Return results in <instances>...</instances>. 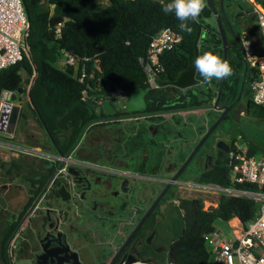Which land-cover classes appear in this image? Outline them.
<instances>
[{"label":"trees","instance_id":"trees-1","mask_svg":"<svg viewBox=\"0 0 264 264\" xmlns=\"http://www.w3.org/2000/svg\"><path fill=\"white\" fill-rule=\"evenodd\" d=\"M227 1L237 5L239 2L224 0V4ZM256 1L264 6V0ZM21 2L29 21L25 39L26 51L19 63L0 69V93H26L27 109L44 130L48 147L53 149L54 146L62 154L68 153L79 144L85 130V134L96 138L92 139L93 141L100 139L97 130L99 124H96L99 116L93 106L96 103L91 99H83L85 92L90 96L100 95L110 99L115 91L128 95L134 89L148 88L146 74L139 58L146 55L152 37L161 29L169 28L181 36L178 47L161 56L165 69L162 79L167 85H178L182 75L190 72L195 79L201 81L203 78L196 71L194 60L203 51L211 50L223 60L222 40L217 28L208 22L213 14L206 4L198 20L188 22V26L192 28L189 34L180 30V21L174 13H164L163 5L170 0ZM211 3L220 9V0H211ZM52 16L63 18L59 34L55 31L56 26L49 25ZM221 20L230 45L227 61L233 69V74L222 80L218 106L223 108L235 102L244 78L243 94L247 96L245 111L249 117L264 121V104L257 105L252 101L250 82L255 77V69L246 64L236 46L234 37L240 38L239 31L233 26L228 27L224 16H221ZM248 22L251 23L248 29L251 27L253 30L255 19L252 15ZM230 32L233 37H229ZM62 55L74 56L78 59V65L57 66ZM81 58L87 60L82 61ZM94 64L100 68V71L94 70L95 78L89 83L87 78L85 82H80L81 68L85 66L89 73ZM22 71L27 76L26 91L23 88ZM217 91L218 80L215 78L210 84L199 83L197 86L178 88L176 92L150 89L145 96L146 109L148 112H154L212 106ZM29 119L26 109L22 107L19 125L26 124ZM237 140L236 136L231 137L229 147ZM241 143L249 146L250 154H259L264 158V148L251 141L243 140ZM36 145L45 148L43 143ZM13 167L20 171L19 165L13 163ZM196 178L200 182L228 184L229 169L226 156L217 157L208 168L202 169ZM33 198L34 196L29 202ZM178 207L183 213V231L178 239L169 241L164 253L156 257L160 259L161 264H215L204 240L205 235L215 230V222H226L232 217H238L241 222L247 223L257 211L256 204L251 200L224 196L218 199L215 208L207 210L203 209L200 198H183ZM3 223L6 227H3ZM17 224V220L4 219L0 202V251L3 264H10L5 260L4 250Z\"/></svg>","mask_w":264,"mask_h":264},{"label":"flooded vegetation","instance_id":"flooded-vegetation-1","mask_svg":"<svg viewBox=\"0 0 264 264\" xmlns=\"http://www.w3.org/2000/svg\"><path fill=\"white\" fill-rule=\"evenodd\" d=\"M117 106L114 107V118L104 114L102 118L112 122L142 119V135L148 133L151 138L159 140L169 127L174 131L178 126L177 122L160 121V114H177L199 108L128 112L123 106L125 111L122 112ZM217 141L207 150L205 142L195 154L194 157L202 155L200 164L203 169L217 157L225 156H221L216 147ZM102 142L98 141L89 152L83 147L91 145L84 143L83 147H75L66 154L53 147L48 158L40 152L38 155L28 154L31 157H18L16 162L11 160L9 168H14V163L30 171L26 180L34 188L33 200L29 202L30 198H26L14 212L18 231L15 230L11 237V241L19 237V258H26L28 264H119L123 257L135 256L149 264H161L156 257L165 251L164 237L159 236L154 241L155 229L146 226L163 198L130 237L157 196L147 204L152 192L147 185L150 182L142 188L146 175L136 169L140 162L137 165L134 154L130 151H103L99 147ZM10 185L14 186L11 182ZM9 189L14 190L13 187Z\"/></svg>","mask_w":264,"mask_h":264},{"label":"rangeland","instance_id":"rangeland-1","mask_svg":"<svg viewBox=\"0 0 264 264\" xmlns=\"http://www.w3.org/2000/svg\"><path fill=\"white\" fill-rule=\"evenodd\" d=\"M256 3H259L255 0ZM243 5V10L250 14L252 12V4L247 2H241ZM260 4V3H259ZM227 5V3H226ZM262 5V4H261ZM264 8V6L262 5ZM235 11L237 13L240 10L235 7ZM209 22L217 28L216 21L214 16L209 19ZM254 34L255 39L253 40L255 45H258L259 41V33L258 30L253 29L251 30ZM246 37H250L249 39L252 41L251 35H246ZM258 47V46H257ZM65 59V55H62L59 61L57 62V66H64L63 62ZM190 74L191 83L197 86L200 83V80L197 78L195 79L194 76ZM23 78V88L26 91V80L27 76L24 72H21ZM181 75L179 76L178 80L180 79ZM244 87V86H243ZM177 87L172 85H165L162 90H167L171 92H176ZM14 96V99H13ZM1 98V93H0ZM246 100L247 96L243 94V89L241 91V95L235 105L227 112L225 115V119L214 129V132L209 136L206 141L205 149H209V146L213 145L217 140H223L227 144L230 141V138L233 136L237 137V141L241 142L251 141L256 145L264 148V121L254 119L247 115L245 108H246ZM8 103H12L18 106H23L24 109L27 108L26 104L28 101V97L26 93L18 94L14 93L10 99L6 100ZM214 103V102H213ZM212 103V104H213ZM118 108L124 112L125 109L122 104H117ZM220 115V111L214 109L212 106L206 105L204 107H199L198 109H194L191 111H183L177 114H160L159 117L161 118L160 121H170L174 123H178L177 129L174 131L169 129L167 133H164L159 138H151L148 133H145L143 136L141 133V127L143 126L142 119L138 120H129L124 119L121 122H112V121H105L100 120L96 121V124H99L97 130L100 135L99 141L102 140V144H99V147L103 151H116L119 150L120 152L130 151L132 154L135 155V159L138 165L136 169L138 171L143 172L146 177L142 180V188H144L145 183H148L151 195L147 200V204H149L158 194L162 191L161 189L164 187V184L167 179L177 170V168L181 165V163L186 159L188 156V152L195 146L196 142L199 138L205 133L207 128L211 125V123ZM156 116H154L155 118ZM33 121H28L26 124L21 125L18 131V140L23 141V143H30L29 139L26 137L30 132H34L35 138H32L35 144H42L45 148H41V152H52V149L49 148L48 139L46 138L45 134L43 133L42 129L38 125V123L30 117ZM169 125V124H166ZM172 126V125H170ZM86 132V130H85ZM83 134L79 144L76 148L83 147L84 143L90 147H83L86 148V151H91L93 146L98 144L97 141H93L92 139H96L95 137L88 136V134ZM19 133H23L24 137H20ZM12 139V138H11ZM11 141V140H10ZM83 144V145H82ZM82 149V148H81ZM21 150V149H20ZM4 152L10 153L9 149H3ZM23 151V150H22ZM48 156V155H47ZM201 154L196 155L192 159V161L187 165L184 171L180 174L179 179L177 181L184 182L185 180H196V176L198 173L203 169L201 166ZM259 157H261L258 154ZM5 157V156H4ZM6 158V159H5ZM3 160L0 162H4V168L0 169V186H4L7 182H21L23 176H30V171L21 168V171L17 173L16 170H13L11 173L10 180L6 179L7 176V169L11 165V160L13 159L12 156L7 155ZM12 158V159H11ZM2 159V157H1ZM37 163V162H36ZM1 164V163H0ZM20 166V165H19ZM30 168L34 166H29ZM16 174V175H15ZM15 178H18L17 180ZM22 183V182H21ZM161 190V191H160ZM145 191V190H144ZM147 193V192H146ZM3 195V194H2ZM4 196H2L3 198ZM199 198V195L187 191L186 189H181L177 183L173 184L169 190L164 194L161 198V203L158 209H156L155 213L151 215L149 218L148 224L146 227H153L156 231V237H153L155 241L157 237L162 236L163 246L167 247L169 241L178 239L183 231V213L181 209L178 207L179 200L183 198ZM4 199V198H3ZM2 199V210L5 207V199ZM22 199L20 197H15L12 203L20 202ZM202 200V198H200ZM204 205V204H203ZM16 207V206H12ZM143 205L141 208L143 209ZM15 209V208H14ZM8 210H11L10 208ZM4 219L9 220L5 217ZM4 224V223H3ZM151 224V225H150ZM6 225V224H4ZM4 227V226H3ZM215 227L219 228L220 231L226 237H232L231 233L229 232L228 226L225 222L217 220L215 222ZM153 229V230H154ZM16 231L17 228L15 229ZM15 231V232H16ZM3 235L1 234V238ZM18 240L19 237L16 236V240L11 241V238L5 245V260L8 261L10 264H28V260L26 258H19L21 254L18 251ZM0 264H3V260L1 257L0 251Z\"/></svg>","mask_w":264,"mask_h":264},{"label":"built area","instance_id":"built-area-1","mask_svg":"<svg viewBox=\"0 0 264 264\" xmlns=\"http://www.w3.org/2000/svg\"><path fill=\"white\" fill-rule=\"evenodd\" d=\"M249 1L253 6L249 15H252L256 21L260 44L257 48L254 47L252 41L246 36H242L240 42L246 64L255 69V77L250 82L252 101L254 104L261 105L264 104V8L255 0ZM243 15H247L244 10ZM60 25H56L57 34L60 33ZM28 27L29 21L21 0H0V69L15 65L23 59ZM180 43L181 36L169 28L161 29L152 37L146 55L139 58V63L146 74L149 90H162L166 85L162 79L165 69L161 63V56L167 51L176 49ZM81 60L86 61L87 58H81ZM63 65L77 66L78 59L72 55H66ZM94 70L100 71L97 64H94L93 70L89 73L83 66L79 81L85 82L87 78L89 83L95 78ZM13 94L11 91L1 92L0 117L4 106L8 103L6 100ZM126 98L127 95L121 91L112 92L110 99L100 95L90 96L87 92L83 96V99H91L99 105L108 100L113 107L120 102L125 106ZM11 136L0 132V149L7 148L10 151L23 152L20 147L14 146L10 141ZM28 154L41 153L32 150ZM43 155L45 158L49 157V154L43 153ZM225 156L229 169L228 184L200 182L197 179L176 183L181 189L199 195L205 210L215 208L221 196L253 201L257 211L251 220L243 223L238 217H232L225 222L232 237H226L219 229H215L205 235L204 240L211 260L215 264H264V158L250 154L249 146L238 141L233 142ZM231 221H235L238 225V232L233 229Z\"/></svg>","mask_w":264,"mask_h":264},{"label":"water","instance_id":"water-1","mask_svg":"<svg viewBox=\"0 0 264 264\" xmlns=\"http://www.w3.org/2000/svg\"><path fill=\"white\" fill-rule=\"evenodd\" d=\"M205 2H206L207 7L212 11L214 19L216 21L218 33L220 34V37L222 40L223 60H227V51H228V48L230 45L227 41V37H226L225 31L223 28V22L221 20V16H225L224 0H220V10H218L211 3V0H206ZM62 23H63L62 17L52 16L50 18V21H49L50 26H56L57 24H62ZM228 26H229V24H228ZM235 41H236V46L240 49V51L243 55L240 40L237 37H235ZM222 80L223 79L218 80V91H217V95H216V98L214 100V103L212 105V107L214 109L221 110L220 115L214 120V122L207 128L205 133L199 138V140L197 141V143L193 147V149L190 152V154L188 155V157L185 159V161L182 163V165L179 167V169L176 171V173L170 178V180L167 182V184L165 185L163 190L155 198L152 205L148 208L146 213L143 215V217L141 218V220L139 221V223L137 224V226L135 227V229L131 233L130 237H132L137 232V230L142 226L144 221L149 217V215L155 209L156 205L159 203V201L161 200L163 195L167 192L168 188L172 184H175V182L179 178L180 174L184 171V169L187 167V165L191 162V160L195 156V154L200 150L202 145L207 141V139L212 134L214 129L222 122L225 115L231 109V107L234 105V103L238 101V99L241 95V91H242L243 86H244V78L242 80L240 91H239V94H238L235 102L230 104L229 106H225L223 108L218 106V102H219L221 91H222ZM148 91H149V88L134 89L131 93H129L127 95L126 100H125V107H126L127 111L128 112H140V111L145 110L147 107V102H146L145 96L148 93ZM93 106H94L95 110L97 111V114H98L100 120H104L102 118L103 114L107 117H112V118L115 117L114 116L115 109L112 106L110 101L106 100L101 105L93 104ZM19 110H20V106L12 104V103H7L4 106V108L2 110L1 117H0V132H5L9 135H12L14 133L16 123L18 120ZM216 147L218 149H220L221 156H224V154L226 152H228V150H229V145L223 140L217 141ZM208 159L211 160V156H208ZM124 246L122 247V249L124 248ZM119 264H149V263H147L146 260L139 259L135 256L132 258H124L123 257L121 259V261L119 262Z\"/></svg>","mask_w":264,"mask_h":264},{"label":"crops","instance_id":"crops-1","mask_svg":"<svg viewBox=\"0 0 264 264\" xmlns=\"http://www.w3.org/2000/svg\"><path fill=\"white\" fill-rule=\"evenodd\" d=\"M249 2L250 3V1L249 0H239V2H238V5L237 4H235V3H231L230 1H227L226 3H227V5L226 4H224V12H225V20H226V25L228 26V24H229V26L231 27V26H233V28L234 29H236V30H238L239 31V34H240V38L242 37V36H248V35H251V38H252V42H254L253 40L255 39V37H254V34L252 33V29H251V27L248 29V27L251 25V23H249L248 21H249V17L251 16V15H249V14H247V15H243V5H241L240 3L241 2ZM242 8V10H241V8ZM235 7H237L239 10H240V12L239 13H237L236 11H235ZM220 10V9H219ZM208 22H209V19H208ZM228 23V24H227ZM239 23H242V25L240 24L239 25ZM254 25H255V27H254V29L256 30H258V27H257V24H256V21L254 22ZM228 26V27H229ZM258 33H259V31H258ZM233 37V35L231 34V32H230V35H229V37ZM235 38V37H234ZM238 38V37H237ZM240 38H238L239 40H240ZM250 38V37H249ZM259 43H258V45H255L254 43H253V46L254 47H256L257 48V46H259V44H260V38H259V41H258ZM191 81V78H190V74L189 73H185V74H183L182 75V77H181V79L179 80V82H178V85H175V84H173L172 86H174V87H177V88H188V87H191V85H192V83L190 82ZM166 86H167V84H166ZM22 107L23 106H20V110H19V114H20V111L22 110ZM26 111H27V113H28V116H29V118L32 116V114H31V112L26 108ZM33 118V117H32ZM18 119H19V115H18ZM28 121H33V120H31V119H29ZM36 121V120H35ZM39 125V124H38ZM41 128V127H40ZM19 129H20V125H19V122H18V120H17V123H16V127H15V130H14V133L12 134V140H11V142L13 143V145L14 146H17V147H20L22 150H23V152H15V150L14 151H11L10 153H6V152H4L3 151V149H0V160H3V158H5L7 155H10V156H12V160H13V162L15 161V160H18V157H21L22 156V158H24L25 156H27V157H31V156H29L28 155V152H30V151H32V150H35V151H37V152H41V148L40 147H38L36 144H35V142H33L32 140H30V139H32V138H35V134H34V132H30L28 135H27V133H26V137L29 139V141H30V143L28 142V143H23V141L21 140V141H19L18 140V131H19ZM42 129V128H41ZM42 131H43V133L45 134V132H44V130L42 129ZM46 135V134H45ZM19 136L20 137H24V134L23 133H19ZM44 151H42V153H43ZM45 154H49V152H44ZM5 156V157H4ZM1 157H2V159H1ZM6 159V158H5ZM1 164H0V169L2 170L3 168H4V162H0ZM20 167V166H19ZM13 170H16V169H14V168H8L7 169V176H6V179L8 180V181H11L10 180V178H12L10 175H11V173H12V171ZM17 171V173L18 172H20L21 171V168H20V171H18V170H16ZM16 175V174H15ZM26 177H28V176H23V178H22V180L20 179V181L22 182H11L14 186H11L10 185V182H7V183H5L4 184V186H0V189H1V201L0 202H2V199L4 198L6 201H5V207H4V209H3V211H4V215H5V217L6 218H8V219H10V221H14V220H16L15 219V213L14 212H16L19 208H20V206L23 204V202H24V200L26 199V198H31L32 196H34L33 195V193H34V188L30 185L31 183H29L27 180H26ZM16 180L18 179V178H15ZM13 187V189L14 190H11V189H9V188H12ZM38 190V189H37ZM11 191V192H10ZM3 194V195H2ZM20 195H21V197H22V199H20V202H16V203H12V201L14 200V198L15 197H20ZM2 196H4L3 198H2ZM3 199V200H4ZM30 200V199H29ZM2 204V203H1ZM12 206H16V207H12ZM11 209V210H8V209ZM15 208V209H14ZM14 217V218H13ZM13 218V219H12ZM6 220V219H5ZM6 221H9V220H6ZM3 226H5L6 227V225H4L3 224ZM17 228V227H16ZM215 229H219V228H216L215 227ZM220 230V229H219Z\"/></svg>","mask_w":264,"mask_h":264},{"label":"clouds","instance_id":"clouds-1","mask_svg":"<svg viewBox=\"0 0 264 264\" xmlns=\"http://www.w3.org/2000/svg\"><path fill=\"white\" fill-rule=\"evenodd\" d=\"M205 7V0H170L163 5L164 13H174L177 20L180 21L179 27L181 31L189 34L192 28L188 26L189 21H197L200 13ZM199 48V44L197 45ZM194 66L196 71L203 78L201 85L210 84L215 78L225 79L233 74V69L227 60H222L213 51H203L195 57Z\"/></svg>","mask_w":264,"mask_h":264},{"label":"bare ground","instance_id":"bare-ground-1","mask_svg":"<svg viewBox=\"0 0 264 264\" xmlns=\"http://www.w3.org/2000/svg\"><path fill=\"white\" fill-rule=\"evenodd\" d=\"M231 225H232L233 229H234L236 232L239 231V227H238V225H236L235 221H231Z\"/></svg>","mask_w":264,"mask_h":264}]
</instances>
